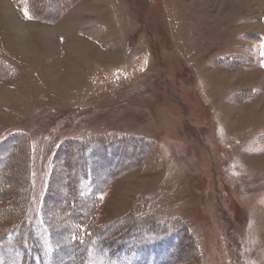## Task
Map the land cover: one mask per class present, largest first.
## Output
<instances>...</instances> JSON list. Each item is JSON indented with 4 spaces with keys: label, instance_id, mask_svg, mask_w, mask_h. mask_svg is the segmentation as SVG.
<instances>
[{
    "label": "rangeland",
    "instance_id": "obj_1",
    "mask_svg": "<svg viewBox=\"0 0 264 264\" xmlns=\"http://www.w3.org/2000/svg\"><path fill=\"white\" fill-rule=\"evenodd\" d=\"M65 1L34 5L48 18ZM242 1L79 0L56 21L31 18L45 49L31 41L30 25L27 53L15 31L14 41L5 32L0 61L10 69L0 72V88L10 90L0 96V143L16 154L0 171V189L9 191L0 234L24 220L14 214L22 202L27 214L50 218L59 244L79 224L101 234L91 249L64 247L55 264H79L105 237L135 232L178 234L156 250L160 262L170 252L172 264H264V0ZM11 12L0 13L8 30ZM55 75L68 79L55 85ZM107 136L151 144L131 149L121 139L95 152ZM111 149L119 157H99ZM131 161L138 164L93 204L83 201L76 175L95 163L100 183ZM11 251L4 249L14 264Z\"/></svg>",
    "mask_w": 264,
    "mask_h": 264
},
{
    "label": "trees",
    "instance_id": "obj_2",
    "mask_svg": "<svg viewBox=\"0 0 264 264\" xmlns=\"http://www.w3.org/2000/svg\"><path fill=\"white\" fill-rule=\"evenodd\" d=\"M79 0H66L63 3V6L56 12V14L53 17L46 18V14L40 15L36 11V7L34 5V0H28L29 8H30V15L32 18L37 19H45V21L50 22L56 21L58 19H61L63 17L64 12L67 11V9L71 8L74 3H77ZM49 4L45 3V8L48 7ZM47 19V20H46ZM49 19V20H48ZM263 54H264V45H263ZM3 67V68H2ZM6 70V72L9 71L10 66L0 61V72ZM1 74V73H0ZM115 137V136H112ZM125 137L120 138H111L109 136L106 137L105 140H108V143L97 141L95 145L91 146L96 151V146L99 145V148L102 146L101 151L104 150L105 147L109 144V142L116 143L118 140L122 141ZM122 139V140H121ZM127 141H132L129 143H135L140 142L141 144L146 145L151 144L150 141L145 142V139L141 137H135L127 138ZM126 140H123V142H127ZM116 141V142H115ZM118 143V142H117ZM10 142L0 143V154L1 157V164H0V171L6 167V165L11 164V157H13L15 152V145H11ZM107 144V145H106ZM110 145V144H109ZM137 143L132 144L129 146V148H136ZM103 149V150H102ZM114 149V147L112 148ZM108 150L103 156L99 155V157H104L105 160H111L113 161L116 157H119V151L116 150ZM122 154V153H121ZM98 157V156H97ZM146 160H142L144 162ZM138 161L130 162L125 167L118 168V171H115L110 174L105 180H103L100 183L94 182V177H97L98 175L94 171L95 163H98L95 161V163L89 167L84 169V172L80 175H76V183L79 188V190L86 193L83 201L87 203L90 201V205L94 203V200H96V193L99 192L103 187L114 177L119 176L120 174H124L127 171V168L129 166H133L134 164H138ZM101 167V166H100ZM10 174H8L9 176ZM7 176V177H8ZM6 177V178H7ZM85 188V189H84ZM9 191L3 190V188L0 189V199L2 198L3 194H7ZM14 199V198H13ZM19 207L16 209V212L14 211V214H21L25 215L24 220H22L19 224H14L13 226L7 228L3 233L0 234V264H11L10 258L7 255L6 252H4V249L6 248H14V252L11 251V254L14 255V264H55L54 262L56 259V253H59V251H62L64 247L66 246H76L83 248L84 246H89V249H91V245L94 242H97L100 238L101 234H93L92 232H89L88 226L84 227L83 225L79 224L80 226H77L76 230L75 228L72 229L70 234L68 235V240L65 244L58 243L55 241L54 238V227L50 224V218L47 217V215L42 211H35L27 214L25 210L24 203H19ZM74 207L75 204L73 203ZM28 206V211H29ZM12 210V209H11ZM14 210V208H13ZM74 213L78 215L77 206L74 209ZM77 210V212H76ZM9 211L8 214H10ZM70 214V212H68ZM90 213L86 214L89 216ZM10 217L11 219L14 218ZM79 217V215H78ZM85 220H75L74 224L77 222H82ZM75 226V225H74ZM159 234V233H158ZM177 233L168 232V233H161L159 235L157 234H150L146 236H142L140 233L135 232L132 236H128L127 238H111L110 236L105 237L103 241V249L99 252H94L91 255L87 257H82L76 260L79 264H172L174 261L169 260L167 261L168 256L170 255V252H165L164 258L162 259V262H160V257L162 254L158 253L156 250L160 249V247H163L167 245L165 241L170 240L175 242ZM159 236V237H157ZM172 238L168 239V238ZM50 239V241H49ZM103 239V238H102ZM48 240L49 242H46ZM71 244V245H70ZM83 244V247L81 246ZM170 247L172 244H168ZM113 247L112 250H104L106 247ZM30 247L32 250H29ZM174 252H181V245L178 249L177 247H174ZM183 248V246H182ZM15 250L19 252V255L15 254ZM55 254V255H54ZM55 256L54 259H52V256ZM185 256V255H182Z\"/></svg>",
    "mask_w": 264,
    "mask_h": 264
},
{
    "label": "crops",
    "instance_id": "obj_3",
    "mask_svg": "<svg viewBox=\"0 0 264 264\" xmlns=\"http://www.w3.org/2000/svg\"><path fill=\"white\" fill-rule=\"evenodd\" d=\"M12 5H13V7H14V9H15V11H17V14L19 15V17L21 18V20L22 21H24V23H30L29 24V26L28 27H30V25L32 26V29H31V41L33 42V43H35L36 45H37V47H38V49L39 48H41V47H39V45L40 46H42V44H44V43H42V35H41V33L40 32H38L37 30H38V26H40V24H39V22L37 21V20H32L31 18L32 17H29L30 16V13L27 11V5H26V2H25V0H8ZM27 13L29 14V16L27 15ZM3 22H1V20H0V28H2L1 29V31H3V33L2 34H0V39H2V40H4L3 38H5V36H6V34H5V32L7 33V32H9V34L8 35H11V34H13V36L11 37V38H13V41H14V21H13V24H12V28L11 29H9L8 30V28L6 27V26H4L3 24H2ZM34 26V27H33ZM35 28V29H34ZM44 28L46 29V27L44 26ZM48 28V27H47ZM58 28V27H57ZM60 28V27H59ZM62 28V27H61ZM40 35V37H38ZM9 37V36H8ZM36 38H39V40L40 41H37L36 40ZM60 39V38H59ZM56 43H58V46H59V43H60V40H58L57 39V41H56ZM57 46V47H58ZM16 47V46H15ZM49 47L50 46H47L46 47V49H47V51H48V54H49V52H50V49H49ZM17 48V47H16ZM41 49H45L44 47H42ZM40 49V50H41ZM17 50L19 51V49L17 48ZM42 50V51H43ZM20 52V51H19ZM3 53V52H2ZM21 53V52H20ZM22 54V53H21ZM39 58L40 57H36V59L37 60H39ZM35 59V60H36ZM6 88V87H5ZM6 89H8V88H6ZM6 89H3V88H0V96H5L7 93H8V90H10V89H8V90H6ZM15 93V92H14ZM5 94V95H4ZM16 94V93H15Z\"/></svg>",
    "mask_w": 264,
    "mask_h": 264
},
{
    "label": "bare ground",
    "instance_id": "obj_4",
    "mask_svg": "<svg viewBox=\"0 0 264 264\" xmlns=\"http://www.w3.org/2000/svg\"><path fill=\"white\" fill-rule=\"evenodd\" d=\"M5 1V0H4ZM2 0H0V5L2 6ZM242 2H245V0L244 1H242ZM4 4V3H3ZM241 5H242V3H240ZM245 4V3H244ZM0 6V13L1 14H9L10 12H11V10L8 8V6H6V8H4V7H1ZM245 6V5H244ZM243 6V7H244ZM11 15H12V12H11ZM12 17H13V15H12ZM14 18V31H15V34H16V36H17V40H19L20 42H21V48H22V50H23V52H25V53H27V50H25L26 48H27V45L25 44V35H27V29L29 28L28 27V24H24V23H21L20 21H18V20H16V18L15 17H13ZM17 24V25H16ZM23 37H24V39H23ZM27 43V42H26ZM25 44V45H24ZM30 49H31V51H32V53L34 52H36V49H33V47H30ZM30 51V52H31ZM29 53V52H28ZM104 56V55H103ZM74 65H75V63H74ZM76 66V65H75ZM73 67V68H71V69H75V68H77V67ZM54 83H55V85H59L60 84V82H62L63 80L64 81H66L68 78H66V77H61V78H58L56 75L54 76ZM14 96H16L17 97V94H15L14 93ZM186 246V245H185ZM182 247V246H181Z\"/></svg>",
    "mask_w": 264,
    "mask_h": 264
}]
</instances>
